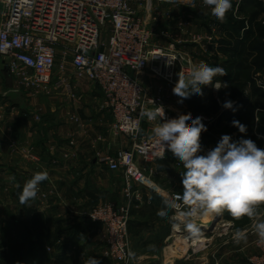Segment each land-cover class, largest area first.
Returning a JSON list of instances; mask_svg holds the SVG:
<instances>
[{
    "label": "crops",
    "instance_id": "1",
    "mask_svg": "<svg viewBox=\"0 0 264 264\" xmlns=\"http://www.w3.org/2000/svg\"><path fill=\"white\" fill-rule=\"evenodd\" d=\"M238 1L232 0V14L235 18L243 19L246 14L239 13V10L244 0L240 2L236 12ZM159 7L167 10L166 5H158ZM250 9L251 7L247 11ZM141 13L144 16L143 9ZM206 19L210 21L209 24L202 25H210V32H206L205 27L198 32L215 40L213 44H208L211 46L212 55L204 61L210 66L223 68L228 57L220 52L219 44L226 33L220 30L219 25L230 24L227 17L223 23L212 15ZM165 22L166 20H162L159 25H165ZM168 22L174 23L173 20ZM260 22L264 24V14L261 15ZM72 74L71 67L67 75L74 87V98L68 96L64 87L58 83L57 76L49 94L22 88L12 91L16 86H13V79L0 58V114L3 115V121L0 122V205L5 208L4 227L7 223L26 221L28 210H35L44 216L47 229L52 233L58 229L59 222L71 227V246L67 251L69 260L62 264H84L89 257L100 259L101 264H110L103 257L102 225H91L85 217L95 208L105 204H126L125 174L123 171H111L105 159L113 157L119 150L130 149L132 143L127 137L114 133L113 117L105 106L99 87L90 82L75 81ZM139 78L151 90L162 84L166 99L173 93V87L159 83L148 75ZM260 81L264 83V69L256 79L258 87ZM202 90L208 91L218 103L220 111L217 115L193 113L184 101L178 103L180 98L174 94L170 98L169 109L175 116L191 113L194 117L205 116L212 119L211 123H204L207 131L201 135V144L205 141L203 137L208 139L204 152L214 147L218 138L224 134L230 135L233 141L249 139V136H244L238 128L232 126V120L225 119L221 126L217 124L219 116L228 110L222 106L224 102L229 101L227 97H222L226 88L217 91L207 86ZM244 94L252 100L253 91L250 84L246 86ZM233 102L235 105L236 101ZM260 102L259 108L255 110L251 133L260 141V148L264 149V134L260 131L263 125L259 116L264 113V99ZM12 144L33 147L38 161H32L18 151L13 152ZM171 158L174 160L169 159L165 164L159 163L163 159L154 161L138 157L137 163L160 189L182 192L180 178L179 183L173 181L174 185H170L173 188L166 187L167 184H163L165 182H159V176L169 170L183 175V165L176 164L178 160ZM172 163L178 165L179 170L174 165L172 168ZM44 170L48 172L49 178L39 185L36 199L21 204L19 193L25 181L34 173ZM17 184L20 188H17ZM134 190L138 192L140 199L132 208L129 226L131 252L134 253L131 264H250L249 259L258 253L255 245L258 237L252 230L253 221L244 223L242 218L229 220L224 216L228 225L222 234H219V226L208 231L201 229L203 235L199 239H174L177 223L173 218V211L168 213L166 219L157 216V211L164 207V198L138 184H134ZM44 195L46 197H43ZM62 206L67 209L64 216L57 212ZM260 210L264 211V206ZM209 218L210 216H204L202 224L207 225ZM237 228L248 230L247 242H233V234ZM60 242H56V245ZM56 245L45 246L52 261L58 255Z\"/></svg>",
    "mask_w": 264,
    "mask_h": 264
},
{
    "label": "built area",
    "instance_id": "2",
    "mask_svg": "<svg viewBox=\"0 0 264 264\" xmlns=\"http://www.w3.org/2000/svg\"><path fill=\"white\" fill-rule=\"evenodd\" d=\"M241 1H238L236 12ZM173 2L0 0V58L9 76L18 83L12 91L22 88L49 94L57 76L68 96L74 98V87L67 75L70 60L73 80L99 87L105 106L113 117L114 133L127 137L132 143L130 149L119 150L113 157L105 159L111 171L125 174L126 204H105L87 214L90 222L103 227V257L110 264L132 262L129 223L132 208L140 199L134 184L149 188L163 198L180 193L160 189L137 163L138 157L156 161L165 159L170 152L156 147L151 129L158 121L149 122L142 113L163 105L167 118L176 117L166 104L163 86L156 85L151 90L139 76L148 75L159 83L174 87L178 74L187 79L193 66L191 60L174 46L152 43L155 32L152 27L162 20L172 19L171 11L158 8V5ZM178 25L187 28L190 23L181 19ZM107 26L108 39L104 41L102 36ZM189 38L193 43L206 42L207 45L215 40L213 37L204 40L200 34H189ZM258 84L264 90V83L260 81ZM201 117L205 124L212 122L211 118ZM2 121L3 115L0 114ZM137 121L141 129L139 133L131 131ZM11 148L13 152L18 151L26 158L38 161L33 147L12 144ZM178 165H181L179 160ZM183 211V208L173 211L177 223L173 237L177 239V235H181L182 239L189 241ZM210 222H215V229L228 225L224 214L210 216ZM197 223L202 230L208 231L207 225L202 224L203 217ZM176 228L180 230L176 231ZM255 245L258 253L249 262L264 264V246Z\"/></svg>",
    "mask_w": 264,
    "mask_h": 264
},
{
    "label": "clouds",
    "instance_id": "3",
    "mask_svg": "<svg viewBox=\"0 0 264 264\" xmlns=\"http://www.w3.org/2000/svg\"><path fill=\"white\" fill-rule=\"evenodd\" d=\"M210 14L221 23L232 9V0H203ZM227 75L220 67L210 66L205 61L194 64L188 78L178 74V80L172 89L179 97L178 103L192 95L203 96V87L211 86L219 91L227 88L226 82L217 80V76ZM154 103V102H153ZM233 101L223 103L225 109L235 111ZM149 122L158 121L151 129L154 143L158 149L170 151L181 162L184 172L181 179L182 192L163 199L164 207L157 211L161 219L168 218L170 211L184 209L187 231L191 239H199L203 233L197 221L204 216H219L227 211L239 220L247 217L253 221L252 230L258 237V246H264V149L251 139L241 138L233 141L230 135L221 136L218 143L207 152L203 151L201 135L207 131L203 117L191 113L178 114L167 118L163 105H157L142 113ZM190 121V123H189ZM232 126L240 133H246V125L238 120ZM131 131H141L139 122H134ZM49 178L46 170L39 171L25 181L19 193V202L26 204L35 200L39 185ZM20 188V185H16ZM248 230L237 228L233 242H247ZM134 256V253H129ZM84 264H101L96 257H89Z\"/></svg>",
    "mask_w": 264,
    "mask_h": 264
},
{
    "label": "trees",
    "instance_id": "4",
    "mask_svg": "<svg viewBox=\"0 0 264 264\" xmlns=\"http://www.w3.org/2000/svg\"><path fill=\"white\" fill-rule=\"evenodd\" d=\"M250 7V11H247ZM240 10L239 13L246 14L243 19L233 16L232 7L227 13V21L230 25H219L220 30L226 33L220 41L219 50L228 57V60L223 66L227 75L217 76L216 79L227 83L228 87L222 93V97L236 101L234 105L236 110H226L219 116L217 124L221 126L225 119L238 120L247 127V132L242 134L249 136V139L260 148L261 143L253 136L251 130L254 125L255 110L259 108V102L264 99V90L256 85V79L264 69V24L260 22V17L264 14V1L244 0ZM249 84L253 91L252 100L246 98L244 94ZM203 93V96L192 95L183 101L193 113L217 115L220 111L218 103L208 91ZM259 116L263 125L260 131L264 134V113H260ZM203 140H205L202 144L204 151L208 139L203 137ZM169 159L174 160L166 156L159 163L166 164ZM181 176L182 174L178 175V178L182 179ZM223 214L227 219L234 220L227 211ZM241 221L248 223L249 219L243 217ZM90 224L99 225L92 222ZM2 239L7 250L1 255L0 264H53V262L62 264L69 260L67 251L71 246V227L59 222L58 229L52 233L47 229L44 216L35 210H28V218L24 222L7 223L3 228ZM58 241L61 242L56 245ZM46 244L56 245L59 250L54 261L46 252Z\"/></svg>",
    "mask_w": 264,
    "mask_h": 264
},
{
    "label": "rangeland",
    "instance_id": "5",
    "mask_svg": "<svg viewBox=\"0 0 264 264\" xmlns=\"http://www.w3.org/2000/svg\"><path fill=\"white\" fill-rule=\"evenodd\" d=\"M193 2V3H192ZM192 4L191 6H189ZM167 10H170L172 13V19L173 22H168L169 20H166L165 25H155L153 26L154 37H153V45H159L164 47H170L174 46V48L180 52H182L185 56H187L191 62L192 65L199 63L200 61H204L207 57H210L212 55V50L210 49L211 46L207 45L206 42L202 43H193L192 40L189 38V34H199L198 31L201 32V29L205 27L206 32H210V25H202V24H209V20L206 18H210L211 14L210 9L203 4V0H174L172 4L166 5ZM181 19H184L185 21H189L190 25L185 27H181L178 25L179 21ZM108 26L104 29L102 39L106 41L108 39ZM202 35V34H200ZM203 36V35H202ZM204 40H207L206 36H203ZM68 67L67 71H71V65L72 62L68 61ZM18 85L17 81L13 79V86ZM160 86H163L162 84H159ZM203 89H206L203 88ZM169 94V93H168ZM171 95H168L166 99V104L169 108V101L171 100ZM172 104V101H171ZM174 111V110H173ZM190 123V121H189ZM178 162H176L177 164ZM175 163H172L176 167L177 170H179V166H176ZM179 173L174 172L173 170H169L167 173L159 176L161 178L159 180L162 182H165L163 184H167L166 187L173 188L170 185H174L175 181L176 183H179L178 178ZM172 190V189H170ZM5 210L3 205H0V257L4 253L5 250H7V247L5 246L2 235H3V228H4V213ZM58 214L60 216H64L67 214V209L65 206H62L61 209H59ZM87 218V216L85 217ZM88 219V218H87ZM225 226L219 227V234H222L223 229H226Z\"/></svg>",
    "mask_w": 264,
    "mask_h": 264
},
{
    "label": "water",
    "instance_id": "6",
    "mask_svg": "<svg viewBox=\"0 0 264 264\" xmlns=\"http://www.w3.org/2000/svg\"><path fill=\"white\" fill-rule=\"evenodd\" d=\"M167 156L174 157L171 152H167ZM175 158V157H174ZM215 226V222H210L207 224V227L209 228L208 230H212V228Z\"/></svg>",
    "mask_w": 264,
    "mask_h": 264
},
{
    "label": "bare ground",
    "instance_id": "7",
    "mask_svg": "<svg viewBox=\"0 0 264 264\" xmlns=\"http://www.w3.org/2000/svg\"><path fill=\"white\" fill-rule=\"evenodd\" d=\"M180 229H178V228H176V231H179ZM173 238V237H172ZM177 239H182L181 238V235H177ZM191 240V239H190ZM184 241V240H183ZM197 242L199 241V240H196ZM200 241H202V240H200ZM200 243V242H199Z\"/></svg>",
    "mask_w": 264,
    "mask_h": 264
}]
</instances>
